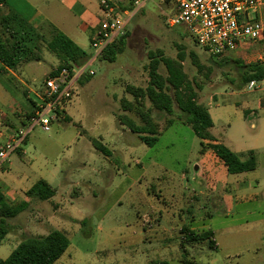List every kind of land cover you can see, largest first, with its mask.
Instances as JSON below:
<instances>
[{"label":"rangeland","instance_id":"rangeland-1","mask_svg":"<svg viewBox=\"0 0 264 264\" xmlns=\"http://www.w3.org/2000/svg\"><path fill=\"white\" fill-rule=\"evenodd\" d=\"M132 1L108 2L115 12L122 13L133 9ZM172 7L166 0H145L126 24L124 36L128 34V38L123 52L113 62L98 56L86 66L65 110L68 119L58 118L49 132L35 128L25 143L0 163L1 192L9 188L22 195L39 179L55 190L48 201L27 198V210L6 221L12 238L7 235L1 240V260L26 237L60 231L67 236L69 246L54 264H264V250L254 249L259 237L264 238V202L260 197L264 193V121H257V116L264 117L258 108V102L264 99V82H256L254 90L230 95L232 80L225 76L230 68L202 51L184 27H168L166 16ZM93 29L90 26L81 33L82 49L89 56L95 54L90 45ZM150 52H161L158 60L176 59L183 52V71L197 102L205 108L215 101L222 103L223 111L231 113L233 120V111L244 107L255 114L243 130L247 136H259L254 152L256 168L229 176L227 186L237 199L234 212L226 219L231 226L227 246L231 247L230 253H239L238 256L227 258L226 250L217 253L207 241L191 242L182 237L184 227L199 233L227 222L222 217L221 203L213 204L211 200L214 196L207 189L206 172L196 169L201 165L202 146L192 128L184 123L186 115L175 106L172 115L158 112L147 99L143 108L137 106L131 112L121 107V100L134 102L126 92L128 86H147ZM191 52L201 68L193 65ZM40 56L41 61L18 67L22 79L37 92L57 64V59L44 49ZM158 72L166 74L162 63ZM236 102L239 108L234 109ZM22 104L30 107L28 100L23 99ZM141 110L148 113L157 129V139L151 146L142 143L123 124L126 119L142 125ZM0 112L16 124L6 109L0 107ZM235 128L232 126V130ZM213 133L219 141L227 138L220 128ZM1 134L4 135L2 128L0 146L5 140ZM92 141L101 143L107 153L96 151ZM215 186L221 190V184ZM248 193L258 194L253 208L241 204Z\"/></svg>","mask_w":264,"mask_h":264},{"label":"trees","instance_id":"trees-1","mask_svg":"<svg viewBox=\"0 0 264 264\" xmlns=\"http://www.w3.org/2000/svg\"><path fill=\"white\" fill-rule=\"evenodd\" d=\"M5 0H0V63L7 69L17 72L18 67L29 62L41 61L40 52L42 49L52 54L58 61L57 66L52 69L48 76L56 75L62 68H80L86 64L90 56L75 46L70 40L62 35H57L51 41H47L34 27L26 20L12 11L4 13L1 6ZM133 4V1H132ZM132 6V5H131ZM131 6L129 9H131ZM128 34L123 35L117 42L107 46L99 57L113 62L123 52L126 46ZM261 51L263 45L259 42ZM161 52H150L149 82L144 89L128 86L126 92L133 97L134 102L121 100L120 104L124 112L137 110V106L144 107V99H147L151 107L166 115L174 113V106L186 118L183 120L189 125L195 136L200 140L202 152L210 149L215 156L221 160L226 167L227 174L234 175L250 172L255 169L254 156L250 155L245 162H241L238 156L228 147L221 143L205 145L204 142L214 141L210 135L213 124L207 109L197 102V95L194 92L187 74L183 71L184 54L178 53L176 59L159 58ZM161 57V56H160ZM192 63L195 67L201 68L195 55L190 53ZM165 68V76L158 72L159 64ZM250 75L245 79L246 83L251 81L264 80V64L251 65ZM86 79V78H85ZM81 83V78L79 79ZM142 125H136L131 121L123 120V124L131 133L138 135L139 140L147 146L156 141L157 129L153 125L147 112L140 111ZM172 119L167 121L171 125ZM166 126V127H167ZM96 151L107 153L105 147L97 141H92ZM55 195L53 190L44 180H38L25 193L28 199L48 201ZM29 207L28 201H21L10 204L6 201L0 191V242L8 234L6 221L13 219L23 213ZM182 237L191 242L207 241L210 248L216 249L210 231L194 232L184 227L181 231ZM69 246L67 236L60 231H52L44 236H33L22 239L9 256L1 260L0 264H54L66 251ZM148 264H168L165 261ZM183 264H191L183 261Z\"/></svg>","mask_w":264,"mask_h":264},{"label":"crops","instance_id":"crops-1","mask_svg":"<svg viewBox=\"0 0 264 264\" xmlns=\"http://www.w3.org/2000/svg\"><path fill=\"white\" fill-rule=\"evenodd\" d=\"M100 1L101 0H5L1 8L4 13L12 11L26 20L32 27L42 34L47 41H51L57 35H62L85 52V50L82 49L83 45L81 40H83V38L81 37V33L84 29H89L90 26L94 27L90 38L91 43L92 37L99 30L100 24H98V22L103 18ZM250 17L264 20V6L257 12L251 13ZM258 45H260L259 42H248L234 50L224 53L217 59L219 60L218 63H222L230 68L225 75L232 80L231 91L229 92L230 95L251 91L247 89V85L249 83L245 82L246 77L250 75L249 67L255 64H264V61L258 60V55L261 52V46L259 48ZM57 64L51 67L50 71L54 69ZM255 82H264V80ZM262 89L264 91V85ZM35 90L29 88L26 81L22 79L21 72L19 70L17 72H13L0 63V107L2 109H6L11 117L16 121V124H14L10 121L8 116H4V114L0 112V128L3 129L4 134H1V137L7 139L19 128L26 125L27 119L32 113L34 104L37 100V91ZM30 95L34 96L36 100H32ZM23 99L29 101V108H24V105L22 104ZM223 108H225V106L217 101L206 108L213 124L210 129V135L214 141L204 142V144H224L238 156L241 162H245L250 155H253L256 168V155L254 152L258 149L257 143L259 142V136H247L243 130V125L247 123V120L251 115L255 114L251 113V110L248 109V107H244L239 111H233V114H235V118L233 120L230 117L231 113L223 111ZM237 108H239V103L236 102L234 109ZM258 108L264 112V99H261L258 102ZM67 119L68 115L64 112V118L60 120L65 121ZM257 119V121H264V117L259 119L257 116ZM232 126H235L236 128L232 130ZM224 127H226L225 131L223 129ZM218 128H220L224 132V135L227 136V138H224L223 141H219L213 133L218 130ZM250 128H255L254 123L250 124ZM230 131H232L231 134L229 133ZM19 153L23 154V151L20 150ZM200 164V168L197 166L196 169L206 172V181L208 183L207 189L210 190L211 194L214 196L211 200L213 201V204L218 205L221 203L224 209L222 217L225 221H227L223 222L220 228L213 227L211 229H207L206 231H210L212 233V239L216 244V249L214 250L217 253L226 250L227 258H232V254L238 256L239 253H230L231 247L227 246L229 242L228 238L231 237V226L226 219H228L234 212V208L237 204V199L229 193L227 186L229 185V176H238L247 172L234 175L227 174L226 167L223 162L219 160L210 149L203 151V157ZM44 181L48 184L46 180ZM215 184H221V190H217V186H215ZM27 190H25L22 195L9 188H6L5 191L1 193L8 203L16 204L21 201H28L25 196ZM199 195L204 197L202 192H199ZM260 197L264 202V193L261 194ZM257 198L258 194L256 193H248L247 195L244 194L243 199L245 201L241 204L253 208L254 205H256L255 203H257ZM248 214H250V211H248ZM262 224L264 226V220L262 221ZM261 230H264V227ZM254 234H257V232ZM7 235L8 238H12L10 233ZM18 244L19 243H17V245ZM254 249L264 250L263 237H259V240H257L256 244H254Z\"/></svg>","mask_w":264,"mask_h":264},{"label":"built area","instance_id":"built-area-1","mask_svg":"<svg viewBox=\"0 0 264 264\" xmlns=\"http://www.w3.org/2000/svg\"><path fill=\"white\" fill-rule=\"evenodd\" d=\"M145 0H134L133 9L122 13L107 0L100 1L103 18L98 32L91 39L95 54L80 68H62L56 75L47 76L26 125L19 128L0 146V163L25 143L29 133L35 128L49 132L51 125L64 118L66 107L74 95L75 84L83 76L86 66L101 52L125 33L126 24ZM172 4L166 16L168 27L182 26L194 43L206 54L220 58L248 42H261L263 50L258 55L264 61V20L251 18L250 14L264 6V0H166ZM92 75V73H89ZM256 87V82L247 85L248 90Z\"/></svg>","mask_w":264,"mask_h":264}]
</instances>
